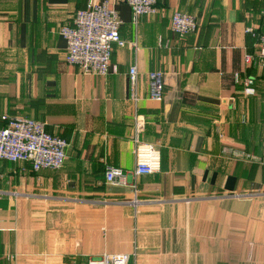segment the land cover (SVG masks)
<instances>
[{"label":"crops","instance_id":"crops-1","mask_svg":"<svg viewBox=\"0 0 264 264\" xmlns=\"http://www.w3.org/2000/svg\"><path fill=\"white\" fill-rule=\"evenodd\" d=\"M88 2L0 0V127L4 114L31 118L69 143L59 170L0 159V264L119 253L135 264H264V0H157L138 21L114 1L122 38L138 45L114 44L106 75L70 64L60 33ZM175 11L197 30L173 31ZM151 71L163 73L161 101ZM141 159L152 174H136ZM111 166L124 171L117 183Z\"/></svg>","mask_w":264,"mask_h":264},{"label":"built area","instance_id":"built-area-1","mask_svg":"<svg viewBox=\"0 0 264 264\" xmlns=\"http://www.w3.org/2000/svg\"><path fill=\"white\" fill-rule=\"evenodd\" d=\"M114 1L127 2L138 21L142 15H152L157 12V0H89L87 7L76 11L73 25H63L60 33L68 42L67 61L77 65L83 71L106 75L110 69L113 45L121 47L130 45L137 47V42H128L120 34L121 20L117 10L112 6ZM264 14V11H263ZM198 23L194 15L175 11L171 18V28L180 36H185L197 30ZM251 30V29H249ZM260 65L264 67V33L260 36L258 48ZM253 55L247 53L245 60L250 63ZM133 87L132 98L137 100V66L129 70ZM150 95L161 101L164 96V79L160 71L149 73ZM252 78L245 80V93L254 94ZM5 125L0 127V159L13 163L30 162L35 171L40 169L59 170L63 167L67 155L68 141L57 134L46 130L45 123L21 116L2 115ZM137 131L141 129L139 120ZM137 154L139 150L136 151ZM155 171L150 161L139 160L135 167L138 175L152 174ZM124 177L123 169L109 167L106 171L108 183H117ZM137 191V190H135ZM138 204V199L134 200ZM89 264H135L127 253L103 254L92 259Z\"/></svg>","mask_w":264,"mask_h":264},{"label":"trees","instance_id":"trees-1","mask_svg":"<svg viewBox=\"0 0 264 264\" xmlns=\"http://www.w3.org/2000/svg\"><path fill=\"white\" fill-rule=\"evenodd\" d=\"M263 33H264V32H263ZM263 33H262V34H263ZM262 34H261V35H262Z\"/></svg>","mask_w":264,"mask_h":264}]
</instances>
